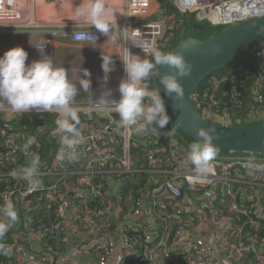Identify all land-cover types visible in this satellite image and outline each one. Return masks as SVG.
<instances>
[{
	"label": "built area",
	"instance_id": "2783aa9c",
	"mask_svg": "<svg viewBox=\"0 0 264 264\" xmlns=\"http://www.w3.org/2000/svg\"><path fill=\"white\" fill-rule=\"evenodd\" d=\"M127 1V49L152 60V49L159 50L175 18L166 10L153 12L152 0ZM174 5L187 20L192 16L197 24L220 31L264 17V0H174ZM33 6L30 0H0V33L23 36L33 46L34 57L26 63L42 58L38 48L51 57L52 43L44 36L69 37L78 44L99 43L106 37L95 28L41 25L30 17ZM198 30L190 35L198 38ZM89 34L97 37L96 42ZM252 55L261 67L250 86L237 83L235 73L242 66L214 77L210 96L203 95L197 104L207 117L230 127L240 106L250 102L243 95L246 91L258 112L264 113V44ZM157 71L143 83L164 100L155 80ZM124 77L123 68L105 80L120 84ZM110 99L118 101L120 93ZM94 102L73 106L82 113L102 115ZM165 107L169 123L163 129L154 124L157 132L149 128L139 135L125 131L118 114L105 116L99 128L89 126L82 132L85 141L77 146L79 158L71 162L58 160L57 154L41 158L44 128L24 132L4 117L57 116L55 112L14 113L0 98V181L5 186L0 207L11 201L18 210V221L0 239L12 249L9 255L0 253V264H85L83 257L89 254L98 257V264H264V239L258 235L264 227V154L217 155L211 172L199 174L186 160L192 143L177 129L166 103ZM29 137L36 142L26 151ZM133 148L147 153L148 170L134 167ZM37 154L38 182L10 175ZM142 173L148 178L140 197L132 199L127 185ZM69 178L74 180L73 195ZM137 218L142 222L136 224ZM252 229L253 235L247 231Z\"/></svg>",
	"mask_w": 264,
	"mask_h": 264
},
{
	"label": "clouds",
	"instance_id": "9594fccd",
	"mask_svg": "<svg viewBox=\"0 0 264 264\" xmlns=\"http://www.w3.org/2000/svg\"><path fill=\"white\" fill-rule=\"evenodd\" d=\"M73 14L78 21L94 26L100 33L108 36L107 41L113 43L116 41L117 38L112 35V21L116 13L107 5L106 0H82L80 5L73 9ZM258 34H264V30ZM89 35L96 42L97 37ZM38 49L42 58L31 63H26L28 52L19 46L7 50L3 56H0V98L14 113L24 114L31 110L55 112L57 131L61 133L57 159L75 162L79 158L77 146L85 141L80 128V109L73 106L78 88L71 81L66 68L56 67L52 58L44 54L43 48ZM125 50L127 58L122 59L125 77L121 79L118 88L120 99L118 101L110 99L112 92L109 89L94 103L98 105V111L102 115L118 114L121 127L125 131L131 130L139 135L150 128L151 131L157 132V128L153 125L163 129L169 123L170 117L167 115L161 93L157 90H149L143 82L153 74L156 66L166 65L173 70L160 78L166 95L174 102L182 100L185 93L179 80L190 76L193 66L180 52L165 53L153 48V59L149 60L132 55L126 48ZM108 64L113 65V60L102 56V70L105 74L113 70V67H107ZM83 75L89 77L90 73L85 69ZM80 80L82 82L80 87L88 90L90 80ZM83 81L88 83L85 84ZM195 134L198 139L189 145L186 160L196 172L206 174L211 172L212 162L217 156L214 141L219 137L214 126L199 128ZM35 142V137H29L24 145L25 150L27 151ZM40 165L39 155H33L25 167L13 170L10 175L35 183L38 182ZM0 215L4 218L0 220V239H2L18 221V210L14 203L9 201L0 207ZM0 251L4 255H9L12 249L11 246L0 244Z\"/></svg>",
	"mask_w": 264,
	"mask_h": 264
},
{
	"label": "water",
	"instance_id": "95a60500",
	"mask_svg": "<svg viewBox=\"0 0 264 264\" xmlns=\"http://www.w3.org/2000/svg\"><path fill=\"white\" fill-rule=\"evenodd\" d=\"M184 25L179 41L169 53L180 52L192 64V72L181 78L184 98L173 101L166 95L160 78L173 70L159 66L156 78L162 87L164 100L174 124L189 140L196 142V130L214 126L218 140L214 141L217 152L244 154H264V121L240 126H226L207 117L197 106V93L202 84L214 75L228 69L247 57L254 49L264 44V17L231 26L206 39L190 35L189 22L183 17ZM217 49L219 51H217ZM70 195H73V180L68 181ZM71 231L70 229L68 230Z\"/></svg>",
	"mask_w": 264,
	"mask_h": 264
},
{
	"label": "crops",
	"instance_id": "0c3cea01",
	"mask_svg": "<svg viewBox=\"0 0 264 264\" xmlns=\"http://www.w3.org/2000/svg\"><path fill=\"white\" fill-rule=\"evenodd\" d=\"M31 3H34L33 6V14L30 17L35 19L36 22L40 23L41 25L52 27L56 29H63L60 27L65 28H95L94 26H90L84 24L76 19L73 14V9L78 7L82 0H30ZM174 4V0H171ZM106 3L109 7H111L115 14L113 18L112 25H113V32L117 39L113 43L108 40V36L99 43H91V44H78L74 43L71 38L69 37H47L44 36L46 39L50 40L52 43V50H51V58L52 62L56 67H64L68 70L69 77L71 81L76 83H82L80 79H89L90 80V88H89V95L86 97L90 98L87 103H80V98L74 101L75 106H82V105H91L92 102L98 101L102 96L103 92L106 90H111L112 95L111 98L117 96L119 94V82L114 83L113 81L109 83L105 80L110 76L113 79L115 76L119 75L123 70V61L122 59L125 58V48L127 49V40H126V29L124 28L127 25L128 19V1L127 0H106ZM167 3L165 0H152V11H159L160 9L165 11ZM167 12V10H166ZM168 13V12H167ZM166 15H164L165 17ZM168 16L174 17L176 24L177 20L175 16H171L168 13ZM162 17L154 16L150 20H159ZM183 18V17H182ZM184 25V19H183ZM122 26V29L120 28ZM124 28V29H123ZM12 36V35H11ZM42 36V34H40ZM23 45H18L19 47H23L28 52V61L34 57V49L32 44L29 42L22 43ZM5 46L0 48V56L9 50ZM102 56L108 59L113 60V65L108 64L107 67L112 68L113 70L107 74L104 73L102 70ZM157 68V66H156ZM155 68V69H156ZM87 70L90 73L89 77H85L83 75V70ZM78 77V79H77ZM83 83L87 84V81H83ZM82 102V101H81ZM7 120H12L15 124L19 125V128L22 129L24 132L26 129L27 131V123L28 119L23 117H10L4 116ZM43 118V117H42ZM53 125L48 127V141L53 144L54 142L58 141L56 136L57 132V125L55 123L57 116L53 115L51 117ZM102 121H106L105 115H98L97 117H92L90 123H85L81 126V131L85 132L87 128L90 126L92 129L99 128L103 123ZM58 152V151H57ZM57 154V153H56ZM53 154V151L49 154V157L56 155ZM72 179L69 178L68 181ZM73 180V179H72ZM109 181V179H106ZM106 184H108L105 181ZM74 186V180H73ZM136 224L142 222L141 219H134ZM118 224L115 225L117 227ZM69 232V231H68ZM114 238H117V234L113 233L112 235ZM71 237V236H70ZM72 240V237L70 238ZM71 244V243H70ZM85 264H98L99 259L96 255L89 254L85 255L84 257Z\"/></svg>",
	"mask_w": 264,
	"mask_h": 264
},
{
	"label": "trees",
	"instance_id": "16d2710c",
	"mask_svg": "<svg viewBox=\"0 0 264 264\" xmlns=\"http://www.w3.org/2000/svg\"><path fill=\"white\" fill-rule=\"evenodd\" d=\"M165 1L168 2L167 6H166L167 12L171 16H175L176 20H177V24L175 23L174 27H172L170 29L169 33L167 34L166 38L163 40V42L161 43L160 48H159L160 51L165 52V53H169L170 51H172V49L176 46V44L179 41L180 32L183 28V18L181 15L178 14V12L176 11L175 5L172 3L171 0H165ZM187 17H188L189 29H190L189 32L194 33V30L199 29L198 34L199 35H205L206 28L197 24L196 21H194V20L192 22V18L190 16H187ZM260 47L261 46L254 49L247 57H245L244 59L239 61V63L234 64L233 66L229 67L228 69H226V70L214 75L210 79L206 80L202 84V86L200 87V89L197 93V97H196L197 104L201 102V98L203 95H208V97L210 96L211 84H212L215 76H222V75L228 74L229 72L234 73L233 70L239 69L240 66H242L243 68L241 70H238L235 73V76H237V78H236L237 83L240 84V86H250L253 83V81L255 80V77L259 74L260 67H261V63L257 59H255V62L253 61L254 55H252V54H254V52L257 51ZM158 68H159V66H157V69ZM155 80H156L158 87L162 90V87L160 86L156 77H155ZM243 95L246 99L251 101L250 91H246V93H243ZM79 115H80V120H81L80 128L83 124L90 123L92 117H97V115H89V114L82 113V112H80ZM51 117H53V115H51V114H44V115L38 114V115H33L32 117L24 116V118L28 119V123H27L28 127L27 128L30 131V133H31V131H35L39 127L44 128V130H45V133H41V135H40L41 142H42L41 158L47 157L51 153V151H53V154H56L58 151V147H59L58 141L54 142L53 144H51L48 141V127L50 125H53ZM103 122L104 121H102V123ZM230 124L231 125H237L236 118L235 119L232 118L230 121ZM18 127H19V125H18ZM187 140H189V139H187ZM189 142L193 143V141H191V140H189ZM146 154H147L146 152L140 151L137 148L132 149L131 155H132L133 164H134V167L137 168L138 170L145 171V170L149 169V163L146 159ZM226 154L227 153L217 152L218 156L226 155ZM244 155L258 156V155H263V154H244ZM146 178H148V175L146 173L136 175L133 178V181L127 185V195H131L132 199H136V198L140 197L139 191L145 185L144 180ZM2 189H5V186L0 181V190H2ZM98 205H101V204L99 203ZM247 231L252 233V235L256 233L253 229L247 230ZM258 235H259L260 239H264V227H263L262 232L258 233ZM142 240L146 241V239L144 238V235L142 236ZM0 253H2V251H0Z\"/></svg>",
	"mask_w": 264,
	"mask_h": 264
},
{
	"label": "rangeland",
	"instance_id": "374dc122",
	"mask_svg": "<svg viewBox=\"0 0 264 264\" xmlns=\"http://www.w3.org/2000/svg\"><path fill=\"white\" fill-rule=\"evenodd\" d=\"M190 17L192 18V22H193L194 17H192V16H190ZM202 27L206 28V31H205V35H199L200 36L199 39L208 38L212 35L219 33L221 30L219 28L213 29V28L209 27L207 24L202 25ZM22 37L23 36L17 37V36H11V35L0 33V48L2 46H5L7 48L12 49L14 47H17L18 45H23L22 43H24V42L29 43V41L23 40ZM233 72H235V69L233 70ZM77 79H78V77H77ZM80 85H81V83H76V86L78 88V94L76 96L77 97L76 99L80 98V103L84 104L90 100L89 97L88 98L86 97L87 95H89V92H88L89 89L84 90L80 87ZM239 106H236V107H239ZM240 108H242V109L237 110V112L239 113L238 117L236 118L237 125H231L230 124V126L250 125V124L259 123V122L264 121V113H262V111L258 112L259 107H257L253 103L252 100L250 102H248V101L244 102L243 105L240 106ZM24 130H25V132H27L26 129H24ZM56 134L59 136L61 133H59L57 131ZM227 154L230 156L237 155L235 153H227Z\"/></svg>",
	"mask_w": 264,
	"mask_h": 264
}]
</instances>
